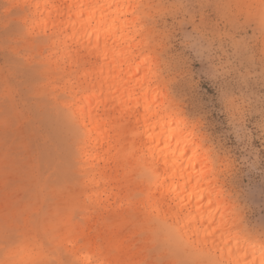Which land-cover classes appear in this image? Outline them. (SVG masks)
<instances>
[{
  "label": "rangeland",
  "instance_id": "374dc122",
  "mask_svg": "<svg viewBox=\"0 0 264 264\" xmlns=\"http://www.w3.org/2000/svg\"><path fill=\"white\" fill-rule=\"evenodd\" d=\"M131 3L147 68L202 143L244 233L264 240V0ZM30 18L22 0H0V264H222L165 236L139 142L130 136L122 153L109 126L116 148H91L69 116L64 74L46 60L51 31Z\"/></svg>",
  "mask_w": 264,
  "mask_h": 264
},
{
  "label": "bare ground",
  "instance_id": "6f19581e",
  "mask_svg": "<svg viewBox=\"0 0 264 264\" xmlns=\"http://www.w3.org/2000/svg\"><path fill=\"white\" fill-rule=\"evenodd\" d=\"M134 0H22L31 11L30 24L49 38L46 57L65 76L70 118L91 148L111 144L110 128L120 130L121 152L130 136L147 150L141 167L154 188L165 236L185 249L206 254L222 264H264V240L246 235L215 167L156 72L148 69L134 24ZM132 17H128V15ZM141 34V33H139ZM137 49V50H136ZM109 111L118 114L110 117ZM127 120V121H126ZM129 120L135 129L129 134ZM118 145V144H117ZM85 149L87 160L98 158ZM95 175V174H94ZM93 175V176H94ZM98 185L96 177L89 179Z\"/></svg>",
  "mask_w": 264,
  "mask_h": 264
}]
</instances>
